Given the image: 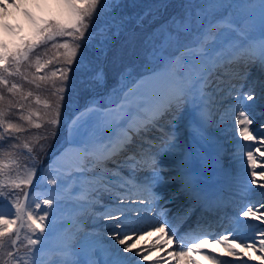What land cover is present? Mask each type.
Here are the masks:
<instances>
[{
    "label": "snow or ice",
    "instance_id": "obj_1",
    "mask_svg": "<svg viewBox=\"0 0 264 264\" xmlns=\"http://www.w3.org/2000/svg\"><path fill=\"white\" fill-rule=\"evenodd\" d=\"M9 3L13 8L22 6L17 3V0H0V11H6ZM119 4L120 0H32L31 6L34 11L25 10L23 12L28 24L27 34L21 35L22 30H14L7 23L3 25L5 35L0 38V86L8 85L7 77L9 76L24 75L20 70L21 65L30 60V54L39 46L56 41L58 37H71L73 41H82V43L72 45L68 42L52 44L53 48L64 49L62 55L65 66L57 68L51 73V77H57V73L59 74L58 79L61 84L57 86L53 81L52 86L55 88L54 95H57V101L53 110L55 115L48 123L58 124L59 102L63 99V96L59 94L65 91L64 82L68 80V74L72 70L70 66L77 63L78 67H87L84 52H79L80 60H77L78 50L87 48L97 36H99L97 48L110 39L108 26L97 31H88L89 28L94 26V21L99 19L103 13L111 12ZM207 7L232 9L233 11H229L228 15L221 20L215 23L209 20L207 24L204 23L207 18L205 8L196 9L195 15L191 10L186 13L182 27L178 31H183L186 27L187 32L191 34L195 26V39L192 43L186 44L180 50L179 55L170 58L164 68L166 101L154 110L149 122L145 123L143 128H137L134 134L139 135L149 127V124L154 125L159 117L170 112L174 107H179L182 103L192 104L201 123L207 122L213 116V109L219 102H222V94L231 97L232 101L221 113L220 119L224 121L226 116H230L236 135L245 142H251L240 145L241 157L246 156V170H250L251 176L247 185L242 186L240 191L252 198L259 195L262 199L259 201L249 200L247 206L239 213L235 227L230 233L226 230L225 233L213 236L210 231L198 224L196 229L179 235L175 226L167 219L168 210L160 209L156 216L150 215L154 205L148 203L145 197L133 195L135 188L130 187L127 180L118 179L124 164L128 163L136 167L140 165V159L135 154L123 155L122 159H117L128 152L134 135L133 129L128 127V118L120 117L119 113H116L111 120L105 117L102 121V130L106 132L109 128H123L124 131L114 133L109 139H98L97 136L101 132L98 124L97 130L91 133L90 139L80 149L81 162L69 169V175H84L86 171L92 173L90 179L98 182L93 191L107 193L112 201L111 204L104 206L103 218L117 221L112 227L120 229V231H113L109 234L114 242L111 244L93 239L87 233L83 243L75 242V237H73V242L66 243L63 249L56 253L59 258L57 264H98L95 259L97 254L103 257V264H141V261L148 260V256L143 253L148 252L150 255L151 250L156 249L155 242L150 248L139 246L132 257L124 254L137 249L136 241L145 234L150 235L151 231L164 234L160 239L167 236L166 243L175 241L177 247L168 255L176 260L177 264L193 251L200 254L203 245L213 239L215 243L225 246L226 254L235 256L237 259H242V257L234 251L233 245L236 241H240L241 251L248 256L249 260L255 259L260 264H264V257L249 255L250 252L255 251L264 253V227L259 228L258 233L253 237H248L247 231L256 226L244 223L242 219L258 221L259 225L264 226V211H262L264 210V182H262L264 181V171L257 172L258 168L264 169V160H258L256 155L259 153L260 157H264V151L261 150L264 147V137L254 134L255 129L251 127L254 120L245 109L246 103L254 102L256 96L252 90L245 93L243 85L238 87L232 84L227 88V91L222 87L225 83L223 77L227 76L232 79L234 75H238V73L231 74V70L226 65L243 61L245 64H258L261 71H264V0H243L241 3L233 4L224 3V0H210ZM257 29L260 33L259 39L253 36ZM176 42L179 43L178 34ZM51 62V60H47L41 63L40 57L37 56L35 60L36 72L43 71L46 64ZM217 69L223 70L219 76H215ZM102 76V72L96 71L90 79L99 81ZM214 76L215 84L211 79ZM51 77L47 75L34 76L33 82L35 80L47 82ZM86 86L90 85L86 82ZM209 88L211 91L208 90ZM8 90L15 94L19 91V87L13 83ZM22 98L26 97L22 96ZM3 99L4 97L0 95V101ZM36 102L40 103L39 100ZM44 107L48 108L50 105L45 102ZM120 110H123L122 104ZM85 111L88 116L81 114L73 121V130L77 133L88 122L92 113L99 114L95 105ZM33 114L21 115L19 119L27 120L33 127L40 128L41 124L32 122ZM5 115L4 109L0 108V128H3L5 133L24 131L22 127L6 122ZM85 134L88 135V133ZM173 146L174 142L172 141L165 144L167 150H171ZM2 147L3 145L0 144V148ZM24 147L28 148L29 153L32 151L28 144H25ZM11 163L14 161L6 163L3 158H0V176L5 175V170ZM109 163L113 167L109 168ZM35 172V165H33L25 170L22 179L19 175L10 183L6 179H0V198L9 200L11 208L15 209L14 213L5 212V205L0 200V252L6 251V245L16 248L21 231L26 229L24 237L27 241L26 246L31 247L21 257L25 264H39L38 257L44 251L47 239L46 228L49 231L52 229V221L49 217L54 215L59 201L48 195L49 192L55 190L54 188L45 189L42 194L38 195L37 189L31 187L30 191L23 192V199L14 193L12 194L15 197L13 199L9 193L2 189L4 187L22 189V187L32 186ZM157 176L158 174L153 171V178ZM48 183L57 185L56 180H49ZM253 186L262 191L255 192ZM186 188L195 190L190 179L186 182ZM95 198L93 196V199ZM191 212L192 209L189 208L186 215H190ZM161 217L163 218L161 219ZM241 229L244 231H240ZM229 234L232 236V243H229ZM128 241L133 242L128 243ZM257 243L259 248H257ZM116 244L121 247L117 248ZM37 245L40 247L37 248ZM14 255V252L7 251L9 258H13ZM207 258L212 260L213 264H231L230 261L218 260L216 257L209 256ZM189 264H196V262L189 261Z\"/></svg>",
    "mask_w": 264,
    "mask_h": 264
},
{
    "label": "rangeland",
    "instance_id": "obj_2",
    "mask_svg": "<svg viewBox=\"0 0 264 264\" xmlns=\"http://www.w3.org/2000/svg\"><path fill=\"white\" fill-rule=\"evenodd\" d=\"M19 2L22 1L17 0V3L21 4V7L25 10H33L31 6L32 0H27V3ZM241 2H243V0H224V3L228 4ZM209 3L210 0H120L118 7H115L111 12L103 13L99 19L94 21V26L90 27L88 31H97L100 28L108 26V35L110 39H108L101 47L97 48L96 45L99 41V36H97L87 48L78 50L77 60H80L79 52H84L87 67L81 66L78 68L77 63H73V65L70 66L72 70L68 74V80L64 82L66 85L65 91L59 94L63 96V99L59 102V122L56 125H52L48 123V121L53 115H55L53 110L56 107L57 97L53 96L54 100L46 99L52 102L51 108H48V110L44 109V103L45 98L51 97V94L55 91V88L52 86L53 81L57 86L61 84V81L58 79L59 74L57 73V77H51V73L56 71L57 68L64 67L65 65L63 64L62 55L64 49L53 48L52 44L68 42L72 45L74 43H82V41H73L71 37H58L56 41L41 45L35 49L34 52L30 54V60L21 65L20 70L24 75L9 76L7 77L8 85L0 86V95L4 97V99L0 101V108H3L6 112L4 117L5 121L17 126H25L23 128L24 131L22 132L5 133L4 129L0 128V143L3 141L7 146H11L10 149L0 148V158H3L6 163L14 161V163H11L5 170V175L0 176V179H6L9 183L16 179L18 175L22 179L25 170L35 165L36 172L33 178V185L22 187V189L4 187L2 191L9 193L10 196L14 193L23 199V192L30 191L31 187L37 189V194L47 189V181L41 178L43 167L46 166V164L49 165L53 163L60 154L64 153L70 147L71 142L69 139V132L73 126V121L78 116L85 113V110L92 105H95L97 110L116 109L122 103L125 95L136 85L148 81V79L156 77L157 79H160L163 77L165 73L164 68L169 63L170 58L179 55L180 50L183 49L186 44L192 43L195 39V26L193 27V32L191 34L187 32L186 27L183 31H178L182 27V21L188 11L191 10L193 15H195L196 9L205 8L207 11V18L204 21L205 24H207L209 20L215 23L227 16L229 11H233L232 9L207 7ZM0 18L4 20V23H7L10 28L14 30H22L21 35L27 34L28 29H25L22 24L18 8L11 7L10 3L6 8V11H0ZM193 24L195 25V21ZM177 34L179 35V43L176 42ZM253 36L256 39H259L260 33L258 29L253 33ZM37 56L40 57L41 63H44L47 60L52 61L51 63L46 64L43 71L39 73L36 72L35 68V60ZM250 66H253V64ZM96 71H100L103 74L102 79L99 81L90 79ZM263 73L264 71H261V74ZM41 75H47L51 77V79L47 82L39 80L33 82L34 76L38 77ZM260 78L262 85L260 88L262 89L258 94H255L256 106L252 108L246 103L245 109L250 113V117L254 120V124L251 126L255 129L254 134L258 137H264L263 75ZM31 81L32 84H30ZM86 82L90 86H86ZM243 82L244 81H242V83ZM13 83L17 84L19 87V91L15 94L8 90ZM25 84L31 86L27 87ZM34 87H36L35 90ZM29 93L31 94L29 95ZM22 96L26 98H22ZM222 96L223 100L226 102L228 96L224 94H222ZM16 98L21 100V102H18ZM37 100L40 101L43 109L40 110L38 108ZM23 102L25 104H22ZM47 103L49 104V102ZM229 103L230 102L228 101L226 103H224V101L222 102L223 110L229 105ZM251 104H254V102H251ZM186 110H189V108H185V112H187ZM30 113H34L31 116V120L33 123L41 124L40 128L33 127V125L27 120H22L23 122L20 123L19 117L21 115L28 116ZM180 115L181 113L176 115L175 119L179 120ZM177 120L172 121L171 119L170 125H177L179 122ZM223 124L233 126L232 118H228ZM41 134H46V136H41ZM198 134L202 135V142H204L203 144L205 147H208L206 145L207 138L205 137V133L203 131H198ZM26 136L27 140L25 139ZM238 138L239 136L235 139ZM235 139L234 141H236ZM169 141L171 140H168V142ZM25 144H28L32 149L30 153L28 148H26L24 153L21 152L22 149L12 150L15 148L18 149L21 146L24 147ZM13 145H16V147H13ZM11 150L12 153L10 152ZM236 150L237 149H232L231 152ZM261 150L264 151V147H262ZM170 151L172 150L163 148L157 153L156 156L160 159V164L153 171L159 172V176H161L163 182L169 181L171 183V181H174V177L171 179L164 176V179H162L163 174H166L169 169L175 167L171 165L172 159L168 156ZM256 155L259 157V153ZM33 157H35V159H33ZM130 170L133 171L135 176L140 175L143 177V181H146L145 177L147 174L145 169L142 168L137 172V170L132 167ZM261 171H264V169ZM67 176L75 177V175L70 176L69 173ZM170 183H165L164 185L168 186ZM165 190H167V187L164 191ZM160 194L156 195V197ZM97 195H100V197L102 196V199L93 201L94 195H89V197L80 198L78 202L76 201L74 205L75 207L73 206L69 210L71 213H78L76 219L74 218L77 223H92L91 220H89V214L84 211L80 213L78 210L79 207L82 206L85 209L87 208V204H92L98 208L100 205H107L109 202L112 203L107 193L101 191V194H96V196ZM154 196L151 200H147L148 203L154 205L153 211L150 213L152 216H156L159 213L158 206L160 205V203L154 204L153 200L157 199ZM12 198L14 199L15 197L12 196ZM0 200H2L5 205V212L11 211L14 213L15 209L11 208L9 200L3 198H0ZM169 206L168 203L161 209ZM115 223H117V221H111L107 225L108 229L100 230L99 228V231H102V233L105 234L116 231L117 229L112 227ZM248 224L253 225L252 223ZM92 226H90V228H93ZM76 231V228H71L70 230H67L66 235L70 236L71 234H75L74 237H77ZM26 232V229L21 231L20 240L17 242L16 248L6 245V251L0 252V264H25L21 257H23L31 247L26 246L27 241L24 238ZM257 233L258 231H254L253 227L248 230L246 234H248V237H252ZM28 234L30 235V233ZM163 235L164 234L161 236ZM160 237L154 239V233L151 231L150 235L145 234L139 239L146 244V246L142 244L146 248H150V245H147L148 242H155L156 244H159L160 242V245H156V249L151 250V254L161 251L162 255L168 258V253L170 251L167 252L168 249L166 248L169 246L171 247V245L173 247V244L166 243L167 236H164L163 239H160ZM12 238L14 239L15 237L13 236ZM79 238H81V236ZM256 238L259 239L258 236H256ZM75 240H77V238ZM229 242L232 243V236L229 237ZM234 245L237 246V248L240 247V241H236ZM36 247L39 248V245ZM257 248H259L258 243ZM7 251L14 252V257L9 258L7 256ZM143 254L149 255L148 252H144ZM52 259L53 263L57 264L59 258L56 254L52 255ZM137 259H139V257H137ZM191 260L192 256H187L180 260L179 264H188ZM169 261H171V264H177V261H174L171 256L169 257ZM228 261H230L231 264H237L235 262H238L235 258L231 261V257Z\"/></svg>",
    "mask_w": 264,
    "mask_h": 264
},
{
    "label": "bare ground",
    "instance_id": "obj_3",
    "mask_svg": "<svg viewBox=\"0 0 264 264\" xmlns=\"http://www.w3.org/2000/svg\"><path fill=\"white\" fill-rule=\"evenodd\" d=\"M21 1L23 3H27V0ZM18 10L24 28L28 29L27 21L23 16L25 9L20 7ZM32 11H34V9L29 12ZM4 22L5 21L0 18V38H3L5 35L3 29V25L5 24ZM224 31L227 32V30ZM250 65L251 63L245 64L243 61L240 63L226 65V67L231 70V74L238 73V75H234V78L232 79H229L227 76L223 77L225 83L222 85V87L227 90V88L232 84L237 86H240L241 84L243 85V91L245 93L249 90H252L255 94H258V92L262 89L260 88L262 87L260 77L262 75L264 77V73L261 74V69L258 64H253V66ZM222 71V69H217L215 76H219ZM215 76L211 78L213 84L216 83ZM165 77L166 73H164L163 77L160 79H157L156 77L136 85L125 95L121 103L123 105L122 111L120 110V106L116 109L110 110L99 109V114L92 113L91 118L86 124H84L79 133L75 132L72 126L69 132V139L71 142L70 147L64 153L60 154L53 163L49 165L46 164V166L43 167L41 178L47 181V183L49 180L57 181V185H51L48 183L47 189H55L54 191L49 192L48 195H51L56 200H58L59 206L55 209L54 215L49 217V219L52 221V229L49 231L46 228L47 239L45 242L44 251L38 257L39 264H54L52 255L63 249L66 243L73 242L72 238L75 234H71L70 236L66 235L67 230H70L71 228H76L77 230V237H75L77 240H75V242L83 243L85 234L87 233L93 239L101 240L108 244L114 243L111 240L109 235L110 233L105 234L102 233V231H99V228L100 230L108 229L107 225L109 222H111L103 218L104 206L111 204V202H109L107 205H100L98 208L92 204L88 205L87 203H85L87 204V208L84 209L82 206L79 207L78 210L80 213L84 211L89 214V220H91V222L94 224H89L86 222L77 223L74 218L76 219L78 213H71L69 211L75 205L76 201L78 202V200L83 197H89L90 194L96 197L93 199V201L102 199V196H96V194H101V192L93 191V189L96 188L98 182L96 180L90 179L92 173L90 171H86L84 175H79L80 178L76 176L69 177L67 174L69 173V169L71 167L81 162L80 149L84 146L85 142L90 139L91 133L97 130L98 124L101 128V132L97 136L98 139H109L114 133H122L124 131L123 128H109L106 132L102 130V121L105 119V117L111 120L116 113H119L120 117L128 118V127L133 129L134 135L133 143L130 145L128 152L122 154L119 158L117 157V159H122L123 155L127 154H135L136 157L140 159V165L136 167H133V165L128 163L124 164V166L121 168V175L118 177V179L122 181H129V186L135 188L133 195H146L148 197L151 195V193L163 192L167 187L165 193L174 195L173 197H175V199H178L176 197H182L183 195L187 194V201L189 203L186 205H188L191 209L196 206L198 208L202 205H210L212 208L217 206L224 214L228 215V207L223 205L226 203L225 190L228 194H230L229 191L232 192L237 191V189H241V187L247 185L248 180L251 179L250 170H246V156L242 158L240 154V145L251 142H245L240 137L235 139L238 137V135H236V130L234 127L228 124H223V122L230 118V116H226L224 121H221L220 119L221 113H223L225 110H223L222 102H231L232 98L228 97L226 102L225 100L219 102L216 108L213 109V119L211 117L207 122L201 123L198 113L194 110V106L192 104L182 103L179 107H174L170 112L166 113L162 117H159L154 125L149 124V127L145 131L141 132L139 135H135V130L137 128H143L145 123H148L151 119L154 110L158 109L162 104L165 103ZM242 81L244 82L242 83ZM208 90L211 91V88ZM247 103L252 108L256 106L255 101L254 104H251V102ZM185 108H189V110H186L187 112H185ZM179 113H181L180 119L177 120L175 118ZM83 114L88 116L87 112ZM171 119L172 121L177 120L179 122L177 125H170ZM198 131H203L205 133V137L207 138L206 145L208 147L204 146V142H202L201 138L202 135H199ZM85 133H88V135ZM41 136H46V134H41ZM167 139L174 142V146L171 148L172 151L169 152L168 156L172 159L171 165L175 167L169 169L166 174H163L162 179H164V176H167L171 179L174 177L175 179L174 181H171V183L169 181L163 182V180H161V176H159V172H156L158 176L153 178L152 172V170H154L160 164V159L156 155L161 149L165 148V144L168 142ZM234 139L236 141H234ZM232 149H237L238 151L236 150L231 152ZM153 154H155L154 157ZM257 158L258 160H263L264 157L257 156ZM108 167L111 168L113 165L109 163ZM132 167L133 169L137 170V172H139L142 168L146 169V181H143V178L140 175L135 176L133 171L130 170ZM261 170L262 169L258 168L257 172L259 173ZM78 178L80 180H78ZM178 178L182 180L181 185L177 188V192L173 194L175 182ZM189 179L192 181L193 188L195 189L194 191L186 188V182ZM257 179H259V177H257ZM165 183L170 184L166 186L164 185ZM145 184L146 186H144ZM146 188L152 192L146 193ZM253 188L257 193L262 191L258 187L253 186ZM42 192L43 191L38 193V195L42 194ZM165 196L162 197L163 201L165 200L166 203H171L167 197V194H165ZM246 199L244 198V202L247 201ZM260 199H262V197L259 195L255 196L254 198L250 197V200L254 201H258ZM234 200L237 201L235 198ZM232 207H235V205ZM241 208L242 207L239 209ZM168 211H170V209H168ZM214 212L215 211L212 210V213ZM239 212L240 210H237V217ZM200 213L209 215V212L205 209L201 210ZM194 219L195 218L192 217V220ZM242 219L244 223H252L254 226H256L254 227V231H259V228L264 227L259 225L258 221H253L247 218ZM221 220L223 222V219ZM216 223L219 227H222L220 224L221 222L219 223L217 219ZM90 226L93 228H90ZM215 226L216 225L214 223L209 222H205L203 224V227L205 228H213ZM116 231H120V229H117ZM152 232L154 233V239L162 235V233L158 231ZM80 236L81 238H79ZM132 242L133 241H128V243ZM136 243L137 250L139 249V246H146V244H144L140 239L136 241ZM152 244L153 242L147 243V245L150 246ZM156 245H160V242ZM207 245L212 246L213 250L209 249L207 251ZM217 245V243H205L202 249L209 252V254L206 256H199L197 261L198 264H213L212 260L207 258L209 256L216 257L218 260L226 261L227 254L225 246L223 245V247H219ZM115 246L117 248L121 247L119 244H116ZM233 248L234 251L236 252L237 250L236 253L242 257V259H238L239 262L237 264H260L258 260H249L248 256L242 253L241 247L235 248L233 245ZM166 249H168L167 252H171L174 249V245L173 247L171 245V247L169 246ZM217 249L219 251H217ZM137 250L134 249L133 252L125 253L124 255L132 257ZM249 255L253 257H264V253L259 251L250 252ZM147 256L148 260L141 261V264H167V261L168 264H171V261H169L170 256L168 258L164 257L161 251ZM161 257L163 259H158ZM231 258L237 259L232 255ZM95 259L97 260L98 264H103V257L99 254H97Z\"/></svg>",
    "mask_w": 264,
    "mask_h": 264
},
{
    "label": "trees",
    "instance_id": "obj_4",
    "mask_svg": "<svg viewBox=\"0 0 264 264\" xmlns=\"http://www.w3.org/2000/svg\"><path fill=\"white\" fill-rule=\"evenodd\" d=\"M78 68H79V67H78ZM78 68H77V69H78ZM79 70H80V69H79ZM30 84H32V81H31ZM25 86H27V85L25 84ZM30 86H31V85H30ZM30 86H27V87H30ZM35 88H36V87H34V90H35ZM54 92H55V91H54ZM54 92L51 94V97H46V98H45V102H49V105H50V107H48V108H51V103H52V102H50L49 100H46V99H52V100H54L53 96H54V97H57V95H54ZM16 97H19V96H16ZM16 100H17L18 102H21V100H19L18 98H16ZM22 104H25V103L23 102ZM15 106H17V105H15ZM22 106H23V105H22ZM37 106H38V108H39L40 110L43 109V107L41 106L40 103H38ZM48 108H45V107H44L45 110H48ZM34 121H35V120H34ZM16 122H17V121H16ZM21 122H23V121L20 119V123H21ZM16 124H17V123H16ZM18 126H20V125H18ZM20 127H21V126H20ZM24 127H25V126H24ZM24 127H22V128H24ZM25 139L27 140V136L25 137ZM0 144L3 145L2 148H4V149H10V148H11V146H9V145L7 146L5 143H3V141H2ZM21 149H22V151H21L22 153H24V151H26V148L23 147V146L19 147L18 149L15 148V149H12V150H21ZM12 150L10 151L11 153H12Z\"/></svg>",
    "mask_w": 264,
    "mask_h": 264
}]
</instances>
